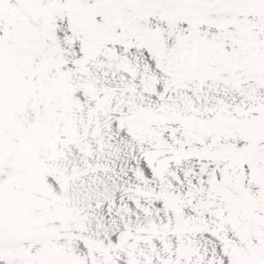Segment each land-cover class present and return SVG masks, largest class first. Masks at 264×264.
Here are the masks:
<instances>
[{
	"label": "snow or ice",
	"instance_id": "obj_1",
	"mask_svg": "<svg viewBox=\"0 0 264 264\" xmlns=\"http://www.w3.org/2000/svg\"><path fill=\"white\" fill-rule=\"evenodd\" d=\"M0 264H264V0H0Z\"/></svg>",
	"mask_w": 264,
	"mask_h": 264
}]
</instances>
